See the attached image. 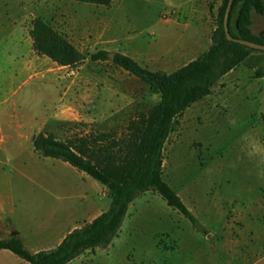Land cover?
Instances as JSON below:
<instances>
[{"label":"rangeland","instance_id":"rangeland-1","mask_svg":"<svg viewBox=\"0 0 264 264\" xmlns=\"http://www.w3.org/2000/svg\"><path fill=\"white\" fill-rule=\"evenodd\" d=\"M220 4L114 0L102 7L0 0V239L16 231L32 253L52 248L57 236L85 215L68 208L77 202L69 198L93 195L92 184L99 185L68 164L35 153L28 134L51 133L66 143L99 133L120 137L129 120L158 103L138 78L110 60L91 62L89 55L121 53L170 74L209 50ZM35 18L86 55L83 64L63 68L37 56L30 37ZM249 29L264 40V13L251 9ZM263 124L264 52H252L177 118L164 145L163 179L205 232L146 192L130 206L108 248L69 264H264ZM1 260L27 264L8 251H0Z\"/></svg>","mask_w":264,"mask_h":264},{"label":"trees","instance_id":"trees-1","mask_svg":"<svg viewBox=\"0 0 264 264\" xmlns=\"http://www.w3.org/2000/svg\"><path fill=\"white\" fill-rule=\"evenodd\" d=\"M107 7L114 0H68ZM228 0L217 9L212 45L198 59L166 74L141 66L128 55L115 53L112 63L146 84L158 103L129 120L120 137L99 133L80 137L76 143L61 142L51 133L39 132L32 140L33 151L44 158L59 160L84 173L107 190L110 206L92 222L74 229L51 250L32 253L16 237L0 239V250L8 251L27 264H69L95 249H106L118 236L128 209L143 193L159 195L168 207L179 212L201 233L204 227L163 179V149L175 130L177 118L190 106L211 94L217 81L241 64L252 52L228 41L223 29ZM235 27L232 15L238 8ZM264 13V0H234L228 27L231 37L264 45L249 29L250 11ZM32 49L37 56L60 67L78 68L87 59L73 43L40 18L31 23ZM107 51L89 55L91 62L108 61ZM262 73V70L259 74ZM264 130V124H263Z\"/></svg>","mask_w":264,"mask_h":264},{"label":"crops","instance_id":"crops-1","mask_svg":"<svg viewBox=\"0 0 264 264\" xmlns=\"http://www.w3.org/2000/svg\"><path fill=\"white\" fill-rule=\"evenodd\" d=\"M63 68H67V67H63ZM58 116L63 117V110H61L59 112ZM17 135L19 137L24 136L21 133H19ZM9 137H11V136L9 135ZM34 137H35V135L30 136V134H28L26 136L27 139H32V140ZM4 139H5V135L2 134V140H4ZM82 174H84V173H82ZM81 177H82V179L86 178L85 175H81ZM41 182L42 183L43 182L48 183V185H54V186H58V185L62 184V181H41ZM92 190H93V195L85 193V192H81V193L75 194V196H72L69 198L70 200L75 199L77 202L72 203L74 205H72L70 203V205H69L70 207H68V208H73V209L79 208V209H77L78 212L82 211L83 214H85V215L81 218H78V220H75L73 222L72 226H70L67 230H65L59 236H57L56 240L52 242V244H53L52 248L46 249V250L54 249L55 247H57L61 243V241L63 240V238L67 234L72 232L74 229L83 226L84 224H88V223L92 222L100 214H102L103 212L108 210V208L110 206V198L107 194V190L105 189V187H103L101 184H99V185L92 184ZM127 217H128V215H127ZM17 235L20 236V233H18ZM0 251L3 252L4 250H0ZM35 251L39 252V251H44V250H35ZM0 264H3L2 260L0 261Z\"/></svg>","mask_w":264,"mask_h":264},{"label":"water","instance_id":"water-1","mask_svg":"<svg viewBox=\"0 0 264 264\" xmlns=\"http://www.w3.org/2000/svg\"><path fill=\"white\" fill-rule=\"evenodd\" d=\"M233 1L234 0H228L227 6L225 9V13H224V19H223V29H224L227 40L231 41V42L238 43V44L245 46L249 49L264 52V45H262V44H257V43L251 42V41H246V40H242V39H235V38L231 37V35L229 33L228 20H229V15H230V11L232 8ZM114 54L115 53H109L108 54L110 61H113ZM17 234L18 233L16 231H14L11 233V236L12 237L17 236Z\"/></svg>","mask_w":264,"mask_h":264}]
</instances>
